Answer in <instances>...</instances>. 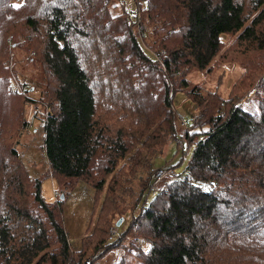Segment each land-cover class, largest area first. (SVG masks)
Returning a JSON list of instances; mask_svg holds the SVG:
<instances>
[{
	"label": "trees",
	"instance_id": "obj_1",
	"mask_svg": "<svg viewBox=\"0 0 264 264\" xmlns=\"http://www.w3.org/2000/svg\"><path fill=\"white\" fill-rule=\"evenodd\" d=\"M116 1L0 0V115L13 105L21 130L34 124L28 107L40 106L32 115L53 178L94 188L96 215L74 248L61 195L46 201L0 117V264H95L120 240L108 230L120 209L112 197L128 194L136 199L121 233L137 220L147 228L140 264H264V99L259 112L236 99L264 63V0H136L134 12ZM244 46L257 54L242 58ZM15 49L44 68L38 98L12 91L1 61ZM225 61L244 63L242 78L228 97L192 86L197 113L179 132L174 95L189 85L186 74ZM170 143L172 159L155 165ZM165 165L177 179L155 181Z\"/></svg>",
	"mask_w": 264,
	"mask_h": 264
},
{
	"label": "rangeland",
	"instance_id": "obj_2",
	"mask_svg": "<svg viewBox=\"0 0 264 264\" xmlns=\"http://www.w3.org/2000/svg\"><path fill=\"white\" fill-rule=\"evenodd\" d=\"M116 2L117 9L124 6L128 11L134 12L138 8L136 0H117ZM234 39L235 36H233V38L225 37L227 44L224 49L228 47L231 44L230 42H233ZM4 42L11 44L12 42H15V39L13 35L10 34L6 41L4 39ZM2 47L3 45L1 44L0 51ZM242 49L249 52L242 55V58L244 59L249 56L253 58L255 54H257V51L253 50L254 48L244 46ZM147 51L150 52L148 49ZM25 54L24 51L15 49V52H11L9 56L1 61V64L5 68H8V72L10 71L9 75H11L12 91L28 95V91L30 90L29 95L38 98L44 88L45 71L39 63H27ZM250 63L254 64L253 62ZM255 69H257V72L254 76L245 80L243 87L238 90L236 99L241 101V104L250 111L259 112L261 101L264 99V92H262L261 89L264 85V63L263 65L260 64ZM244 72L245 64L240 61H225L218 65L213 71L192 68L186 74V77L189 80V85L179 89L174 95V106L178 115L193 120L197 113L193 100L187 95V91L192 86L198 85L205 90H215L222 96L228 97L232 86L242 78ZM27 89L29 90L27 91ZM38 108L41 109L37 104H33L31 108L28 107V118L31 119L32 117L34 124L27 127L23 126L21 130H19V126L17 128L19 120L18 116L15 115L16 110L13 109V105H11L6 113L0 115V117L4 118L2 119V123L6 125L9 130H13L16 133L17 137L13 139L10 146L16 148L20 160L23 161L27 167V174L33 178L38 177L41 179L42 195L46 201L49 203L55 202L59 195H61V198L64 201L62 207L64 223L72 245L74 248L78 249L82 244V237L91 234L95 226L96 215L94 217L92 216L95 190L85 181H79L73 189H67L63 184L58 186V183L52 176L46 155L42 149V128L39 127V125L37 126L39 122L38 118H34L32 115ZM20 124H22V121ZM176 124H178L180 128L182 127L177 120ZM165 148L163 149L164 153L155 159V165H163L168 160L170 161L176 150V144L170 143L168 144V147ZM190 154L191 151L184 157L181 165L176 168L178 172H182L185 169L189 162ZM179 158L175 161H178ZM134 182L135 183L130 186L136 190L138 188V181L136 180ZM204 186H207V183H204ZM128 191H131V189H128ZM152 196L153 195L151 194L150 198ZM98 198L101 203L104 198V193L100 192ZM135 199L136 196L132 194L126 195L125 198H121L118 195L112 197V200L120 209L116 216L111 219L108 230L113 235V240L115 242L118 237H120V240L115 243L116 246L113 249L99 258L95 264H111L119 260L121 257H125L129 264H140L138 253L140 249H145L149 245L146 238L143 236V234L147 232V228H137V225L141 223V221L137 220L138 223L135 222L130 231L126 230L124 235L121 233L126 228L128 221L131 220L129 218L128 209ZM139 212L140 206L134 210V214L138 215ZM120 218H123L121 224L117 225L116 223ZM116 227L117 230L113 231Z\"/></svg>",
	"mask_w": 264,
	"mask_h": 264
},
{
	"label": "built area",
	"instance_id": "obj_3",
	"mask_svg": "<svg viewBox=\"0 0 264 264\" xmlns=\"http://www.w3.org/2000/svg\"><path fill=\"white\" fill-rule=\"evenodd\" d=\"M177 121L179 125L182 126L183 128H186L189 125L193 124L192 119L183 117V116H178ZM177 176H178L177 171L174 168L169 167L167 165L158 167L154 173L155 181H161V180L174 181L175 179H177ZM116 230H117V227L114 228L113 231H116Z\"/></svg>",
	"mask_w": 264,
	"mask_h": 264
},
{
	"label": "crops",
	"instance_id": "obj_4",
	"mask_svg": "<svg viewBox=\"0 0 264 264\" xmlns=\"http://www.w3.org/2000/svg\"><path fill=\"white\" fill-rule=\"evenodd\" d=\"M177 129H178L179 132H182V131H183V128H182V127L180 128V127L178 126V124H177Z\"/></svg>",
	"mask_w": 264,
	"mask_h": 264
},
{
	"label": "water",
	"instance_id": "obj_5",
	"mask_svg": "<svg viewBox=\"0 0 264 264\" xmlns=\"http://www.w3.org/2000/svg\"><path fill=\"white\" fill-rule=\"evenodd\" d=\"M63 197V196H62ZM123 218H120L118 221H117V225H120L121 224V221H122Z\"/></svg>",
	"mask_w": 264,
	"mask_h": 264
},
{
	"label": "snow or ice",
	"instance_id": "obj_6",
	"mask_svg": "<svg viewBox=\"0 0 264 264\" xmlns=\"http://www.w3.org/2000/svg\"><path fill=\"white\" fill-rule=\"evenodd\" d=\"M16 7H20V5H16Z\"/></svg>",
	"mask_w": 264,
	"mask_h": 264
}]
</instances>
